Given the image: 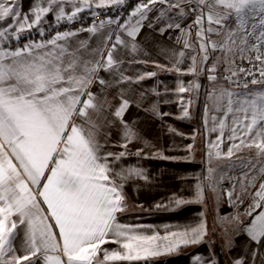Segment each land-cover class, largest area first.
Instances as JSON below:
<instances>
[{"label": "snow or ice", "instance_id": "6c2138e0", "mask_svg": "<svg viewBox=\"0 0 264 264\" xmlns=\"http://www.w3.org/2000/svg\"><path fill=\"white\" fill-rule=\"evenodd\" d=\"M124 3L37 0L29 15L19 10L18 0H0V264H148L182 246L207 241L203 212L198 222L164 235L146 234L140 230L145 226L118 219L129 207L126 183L149 180L144 169L120 165L126 155H144L143 149L128 151L141 138L124 117L132 103L140 107L128 98V86L157 77L156 71L127 73L134 65L149 63L175 73L177 87L165 85L163 92L152 87L141 91L139 99L171 91L179 98L180 118H190L193 101L183 94L199 91L197 80L203 75L211 84L202 117L205 131L218 133L215 140L207 139V176L198 179L193 198L173 195L155 208L174 212L190 204L206 206L208 192L217 203L226 197L233 208L247 201L245 212L237 211L226 221L234 225L224 231L226 245L231 249L233 238L245 234L248 251L233 264H264V0H141L123 21L95 20L98 13L93 9ZM86 10H92L93 17L86 28L11 44L33 28L43 37L41 25L49 14H55L57 24L72 23ZM145 29L160 37L168 33L182 50L162 49L170 53L167 65L139 58L149 55L138 40ZM81 32L89 33V39L73 48L72 38ZM186 60L190 63L182 68ZM184 75L193 81L180 80ZM112 90L115 94L109 98ZM160 103L144 110L161 119L170 115L159 111ZM113 126L122 130L116 144L104 131ZM226 142L224 151L221 145ZM111 147L121 150H107ZM246 150L254 157L240 155ZM233 158L247 171L224 188L225 177L213 162ZM247 217L250 223H245ZM107 244L117 247L108 249ZM194 261L217 264L211 254L205 259L197 255Z\"/></svg>", "mask_w": 264, "mask_h": 264}, {"label": "crops", "instance_id": "0c3cea01", "mask_svg": "<svg viewBox=\"0 0 264 264\" xmlns=\"http://www.w3.org/2000/svg\"><path fill=\"white\" fill-rule=\"evenodd\" d=\"M36 2L37 0H18L19 10L22 14L30 15V10L35 6ZM139 2L141 0H138L137 3ZM93 10L98 11L103 9ZM66 11L70 12L71 8H66ZM91 12L92 10H86L79 14L78 18H82ZM190 22V20L186 21V23ZM2 23L0 22V24ZM55 24L57 23L55 14L53 13L45 17V22L41 26L47 30ZM35 30L38 29L33 28L26 32ZM174 35H178V33H173L172 36ZM88 39L89 33L81 32L78 37L72 38V47L75 48L80 40ZM138 40H140L142 47L149 54L147 57L140 56L139 58L157 61L161 65L169 64L167 57L170 55V53H162V49L175 47L176 49L182 50V46L176 45L174 39L168 33L164 37H160L158 34L150 33L149 30L145 29L140 37H138ZM92 43L93 41L89 40V44L91 45ZM188 63L190 61L186 60L185 64L181 67L187 68ZM149 71H156L157 77L146 79L139 85L132 84L128 86L130 88L128 98L130 101L139 102L140 107L138 108L136 103H132L124 117L126 121L133 125L141 138L138 142L134 141L131 143L128 151L135 153L137 149H143L144 155L140 157L134 154L126 155L120 162V165L124 167L144 169L149 180L146 182L138 178H133L126 183L125 195L129 207L125 214L118 216V219L121 223L145 226L140 230L146 234L158 232L164 235L166 230H177L179 227L198 222L201 212L205 214L207 220L206 206L209 203L206 206L199 204L186 205L174 212L164 211L163 209L158 210L155 208V205L159 202L167 203L173 195L185 199L193 198L198 179L205 177L204 162L206 156L208 157V154H206L207 139L215 140L218 133L207 134L202 119L204 105L207 102V92L209 91V81L205 76L201 75L197 80L201 85L199 91L183 94L186 99H192L193 103L190 108V118L181 119L182 112L179 98L171 91L161 97L146 93L142 101L139 99V93L141 91L151 89L152 87H158V90L161 92H163L165 85L170 90H174L177 87L178 81L175 73L161 72L151 63L148 65H134L129 69L127 74L134 75L137 72ZM102 75H105L107 78L106 74L102 73ZM193 79L194 77L191 75L180 77V80L186 84L193 81ZM158 81L159 84H157ZM92 90L97 91L95 86H93ZM114 94L115 90H112L109 98ZM165 99L172 102L165 104L162 102ZM158 100L161 101L159 111L161 113H170V115L164 116L162 119L144 110L150 108ZM113 103L117 104L118 102L113 101ZM170 127L174 128L176 133L170 132L168 130ZM104 131L111 133V143L116 144L121 141L122 130L120 127L113 126L104 129ZM145 142H147V146ZM189 145L192 146L190 151L188 150ZM221 148L226 151L227 142L221 145ZM107 150L119 152L121 149L119 147H111ZM157 152L167 157H177L180 159H160L156 155ZM185 157L188 159L185 160ZM207 196L209 197V192ZM138 205H142V207H138ZM247 207L248 202L246 201L242 205V211L244 212ZM19 243L20 240L18 238L16 244L19 245ZM104 247L114 249L117 245L107 244ZM222 247L226 264H233L235 259L245 256V253L248 251L247 237L245 234L236 235L233 238V247L231 249L226 245L225 239ZM210 254L216 260L217 264H219L214 252V246L209 243L208 238L201 245L182 246L172 254L151 259L148 264H195V256L199 255L202 259H205ZM116 264H119V262H116ZM138 264H143V262H138Z\"/></svg>", "mask_w": 264, "mask_h": 264}, {"label": "rangeland", "instance_id": "374dc122", "mask_svg": "<svg viewBox=\"0 0 264 264\" xmlns=\"http://www.w3.org/2000/svg\"><path fill=\"white\" fill-rule=\"evenodd\" d=\"M210 88L211 84L210 82H208V89L210 90ZM207 151L208 150L206 149V154ZM240 155L245 157H254V153H249L247 150L241 153ZM204 165L206 177L208 167L207 156L205 158ZM213 166H218L217 170L220 172V175L225 177V179L221 182L222 187L224 188H230L232 183H236L240 178H242L243 173L247 171V169H245L242 166L241 162L236 158H233L232 160L221 159L219 161H214ZM228 177H231L232 179L229 180ZM206 208L207 223L209 228V243L212 244L214 247H219L223 250V241H225L224 231L225 229L231 231V229L234 227L233 224L227 223L226 221L231 215L235 214L237 211L243 213L242 205H240L238 208L230 207L229 204L226 202V197L223 202L217 203L213 194L209 192V205H207ZM258 211L260 210L258 209L257 213ZM251 219V217H247L245 219V223H250Z\"/></svg>", "mask_w": 264, "mask_h": 264}, {"label": "built area", "instance_id": "2783aa9c", "mask_svg": "<svg viewBox=\"0 0 264 264\" xmlns=\"http://www.w3.org/2000/svg\"><path fill=\"white\" fill-rule=\"evenodd\" d=\"M138 0H125L124 5L122 6H114L112 8H107L103 10L96 11L98 14L95 16L96 21H100L101 19L106 18H120L121 21L124 19H127L128 14L131 12V10L135 7ZM93 17L92 14H88L82 18H78L74 20L72 23L62 22L60 24H55L51 28L45 30V35L42 37L39 34L38 30L32 31V32H25L22 34V38L19 42L12 41V46H19L23 45L24 43L28 42H40L42 40H46L50 38L52 35H54L56 32H63L67 30H77L81 27H88L92 24Z\"/></svg>", "mask_w": 264, "mask_h": 264}, {"label": "trees", "instance_id": "16d2710c", "mask_svg": "<svg viewBox=\"0 0 264 264\" xmlns=\"http://www.w3.org/2000/svg\"><path fill=\"white\" fill-rule=\"evenodd\" d=\"M209 198V197H208ZM214 252L216 254L217 260L219 264H226L225 255L223 253V250L219 247H214Z\"/></svg>", "mask_w": 264, "mask_h": 264}]
</instances>
